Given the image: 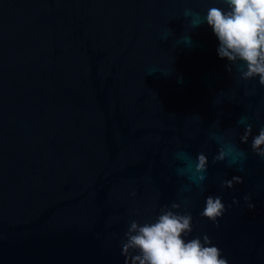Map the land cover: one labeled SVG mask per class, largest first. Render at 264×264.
<instances>
[{"label":"water","instance_id":"water-1","mask_svg":"<svg viewBox=\"0 0 264 264\" xmlns=\"http://www.w3.org/2000/svg\"><path fill=\"white\" fill-rule=\"evenodd\" d=\"M212 7L226 9L0 0V264H125L130 223L174 202L192 216L186 241L264 264V158L251 148L264 86L241 78L242 61L226 70ZM209 196L225 206L215 222L201 216Z\"/></svg>","mask_w":264,"mask_h":264},{"label":"clouds","instance_id":"clouds-1","mask_svg":"<svg viewBox=\"0 0 264 264\" xmlns=\"http://www.w3.org/2000/svg\"><path fill=\"white\" fill-rule=\"evenodd\" d=\"M223 4L226 9L209 8L205 17L219 42L217 54L229 62L226 65L229 72L231 63L244 62L247 70L242 72L241 78L259 77V83L264 86V0H223ZM250 133L251 125H247L242 142H247ZM262 146L264 128L253 137L251 144L252 151L264 158ZM215 159H223V155ZM197 160V171L206 172V157L199 154ZM233 179L242 182L240 178ZM223 186L231 188L232 181H224ZM179 208L180 205L174 202L170 208H162L154 222L130 223L125 239L121 241L125 264H228L220 249L211 246L207 235L202 240L199 237L184 239L192 232V216L188 212L173 211ZM224 211L221 198L209 196L201 216L215 222Z\"/></svg>","mask_w":264,"mask_h":264}]
</instances>
